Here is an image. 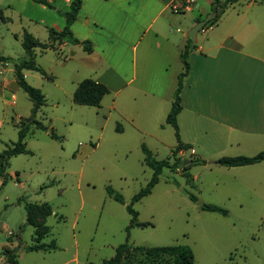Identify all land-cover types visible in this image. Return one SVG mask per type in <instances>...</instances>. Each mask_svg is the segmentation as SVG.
<instances>
[{
  "label": "rangeland",
  "instance_id": "1",
  "mask_svg": "<svg viewBox=\"0 0 264 264\" xmlns=\"http://www.w3.org/2000/svg\"><path fill=\"white\" fill-rule=\"evenodd\" d=\"M209 1L197 0L193 12L175 14L176 30L188 33L197 20L215 14ZM71 10L67 0H49V6L34 0H0V58L11 60H0V154L18 142L17 125L31 117L35 107L16 84L15 64L27 59L23 37L29 33L49 44V30H63L64 14ZM83 51L70 46L37 49L36 65L53 80L24 71L27 83L46 98L36 120L48 131L33 129L25 141L32 154L10 160L6 185L0 178V264H10L6 251L18 264H103L127 241L147 248L189 246L195 264H264V164L234 169L210 165L226 157L253 156L228 143L224 149L206 148L200 138L195 149L180 152L178 169H164L152 194L134 204L138 221L149 226L128 229L132 216L126 206L154 174L142 147L158 161L175 163L176 132L165 124L154 130L156 110L146 111L153 125L143 119L133 123L130 115L145 110L138 102L128 105L123 97L115 99L112 92L100 107L76 104V83L90 79L88 72L78 73ZM5 80L13 82L11 89L3 87ZM51 131L61 140L53 139ZM109 187L125 205L109 196ZM26 203H46L53 209L45 224L49 233L41 243H54L56 250L28 251L37 240L34 227L26 223ZM199 203L228 215L204 210ZM142 258L135 253L123 264Z\"/></svg>",
  "mask_w": 264,
  "mask_h": 264
},
{
  "label": "crops",
  "instance_id": "2",
  "mask_svg": "<svg viewBox=\"0 0 264 264\" xmlns=\"http://www.w3.org/2000/svg\"><path fill=\"white\" fill-rule=\"evenodd\" d=\"M177 1L83 0L72 26L76 39L93 45L92 53L83 51L78 73L88 72L89 78L105 85L115 99L123 97L128 105L138 102L145 112L130 115L133 123L139 119L153 125V116H147L146 111L156 110L159 117L154 130L167 125L179 76L184 72L182 54L189 32L205 20H197L188 33L176 30L175 14H182L173 9ZM236 6L241 10L228 12ZM199 34L188 57L191 71L184 79L178 115L181 141L192 149L200 138L206 148L224 149L228 143L254 157L264 152V0H241ZM68 46L84 50L82 45L71 44L56 49ZM2 84L13 87L8 80Z\"/></svg>",
  "mask_w": 264,
  "mask_h": 264
},
{
  "label": "trees",
  "instance_id": "3",
  "mask_svg": "<svg viewBox=\"0 0 264 264\" xmlns=\"http://www.w3.org/2000/svg\"><path fill=\"white\" fill-rule=\"evenodd\" d=\"M43 5L49 6L47 0H34ZM241 0H226L225 2H220L219 0H215L212 4V9L215 14H217L216 18L210 21L208 24L213 23L218 20L220 14L227 10L230 6H233L239 3ZM83 0H73L72 2V10L66 14L64 17L66 18V26L62 31H56L55 29H50V43L42 44L40 43L32 34L26 33L23 37V48L27 53V59L15 64V71L17 76V84L18 86L24 90V92L29 96V98L34 102L35 107L32 111V116L26 120H23L18 123V142L15 143L11 148L3 151L0 154V178L3 179V185H6L7 174L6 171L9 167L10 160L19 155H30L32 154L27 149L26 138L29 133L33 130H43L48 131V128L43 125L41 122L36 120V115L39 109L46 104V98L43 95L42 91L34 88L29 85L23 75L24 70L36 71L41 73L42 75L48 77L47 73L39 68L35 63V51L36 49L43 50H56L57 45L63 44H71L74 46L81 45L78 39H76L72 32V26L77 19V16L81 10ZM221 11V13H220ZM2 15L0 11V16ZM207 24V25H208ZM205 28V27H204ZM203 28V29H204ZM84 50L88 53L93 52V45L91 42H84ZM196 45L194 42L189 39L188 44L185 48L184 53L182 54V62L184 64V72L179 76L178 87L175 92L174 102L172 105V109L167 117L166 124L172 126L176 132V138L178 140V146L173 151L172 157L176 160L175 163H171L170 160L158 161L154 158L152 152L146 147L143 146V152L145 154V162L146 165L154 171L153 177L148 185L137 195L134 196L132 204L127 205L126 209L128 213L132 216L131 223L128 229L133 227H147L148 223H140L138 221V213L134 209V204L140 202L144 198L150 196L154 190V188L160 182V176L164 169L176 170L178 169V158L177 155L190 147L188 145H184L181 141L180 131L178 126V115L182 111V92L184 89V79L188 76L191 71V64L188 61L189 53L192 48ZM1 61H11L10 59H6L1 57ZM110 93V90L103 84L97 83L92 79H86L80 83L79 87L74 93V102L78 105L89 106V107H100L103 99ZM50 135L55 140H61L59 136H57L53 131L50 132ZM264 162V152L254 156V157H226L222 158L218 161L217 164L225 167V168H240L246 166H252L259 163ZM187 169V168H185ZM5 170V171H3ZM42 188L41 190H43ZM109 196L114 199L116 202L125 205L124 198L118 194L112 188L107 189ZM191 199L197 201L195 196H191ZM204 210L221 214L223 216H227V211L212 205H205L203 207ZM25 210L27 212V225L34 227L35 229V238L37 240V244L33 245L28 249L30 252H38V251H54L57 249V246L53 243L50 245L42 244L41 240L45 238L49 229L46 227V219L53 215V209L48 204H32L26 203ZM129 231V230H128ZM9 257L10 264H18L15 257L13 256L11 251H6ZM139 253L143 258L135 262L132 260L131 264H195V255L193 250L189 246H168V247H135L129 241L125 244L119 246L116 249L115 256L103 264H123L129 256L132 254Z\"/></svg>",
  "mask_w": 264,
  "mask_h": 264
},
{
  "label": "water",
  "instance_id": "4",
  "mask_svg": "<svg viewBox=\"0 0 264 264\" xmlns=\"http://www.w3.org/2000/svg\"><path fill=\"white\" fill-rule=\"evenodd\" d=\"M216 18V14H213L209 17H207L205 20L200 21L190 32H189V38L195 43L197 41V36L199 34L200 31L203 30V28L212 20H214ZM82 46H85V44H81ZM189 163H186L184 166H187ZM200 207H204L205 204L204 203H199Z\"/></svg>",
  "mask_w": 264,
  "mask_h": 264
},
{
  "label": "built area",
  "instance_id": "5",
  "mask_svg": "<svg viewBox=\"0 0 264 264\" xmlns=\"http://www.w3.org/2000/svg\"><path fill=\"white\" fill-rule=\"evenodd\" d=\"M196 3L197 0H178L174 3L173 9L183 14L193 12Z\"/></svg>",
  "mask_w": 264,
  "mask_h": 264
}]
</instances>
